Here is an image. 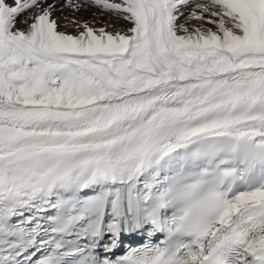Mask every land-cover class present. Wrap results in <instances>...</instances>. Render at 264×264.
Listing matches in <instances>:
<instances>
[{
  "label": "snow or ice",
  "instance_id": "6c2138e0",
  "mask_svg": "<svg viewBox=\"0 0 264 264\" xmlns=\"http://www.w3.org/2000/svg\"><path fill=\"white\" fill-rule=\"evenodd\" d=\"M64 3L0 0V264H264V0Z\"/></svg>",
  "mask_w": 264,
  "mask_h": 264
},
{
  "label": "rangeland",
  "instance_id": "374dc122",
  "mask_svg": "<svg viewBox=\"0 0 264 264\" xmlns=\"http://www.w3.org/2000/svg\"><path fill=\"white\" fill-rule=\"evenodd\" d=\"M91 11V12H93L94 13V16H96V17H98V18H100V19H98V18H96V17H82V16H80L79 14L81 13V12H83V11ZM68 13H69V17H68V19H72V18H74V19H76V20H79V21H81V22H87V23H90V24H92V25H94L95 27H100V26H102L103 24H115V23H117L116 21H113V20H111L109 17H107V16H104V15H102L99 11H97L96 9H94V8H90V7H87V9L85 8V7H81L80 9H79V11H73L72 9L70 10V8H69V10L67 11ZM78 15V16H77ZM105 19V20H104ZM107 19V20H106ZM109 20V21H108ZM112 21V22H111ZM62 22V21H61ZM114 22V23H113ZM65 23H66V19H65V21H63L62 23H61V29H67L69 32L71 31V33H73V34H75V28L73 27V26H68L67 28H65L64 27V25H65ZM188 23H189V25H191V24H193V23H195V21H188ZM118 27H125V25H123V24H118ZM60 29V30H61Z\"/></svg>",
  "mask_w": 264,
  "mask_h": 264
},
{
  "label": "bare ground",
  "instance_id": "6f19581e",
  "mask_svg": "<svg viewBox=\"0 0 264 264\" xmlns=\"http://www.w3.org/2000/svg\"><path fill=\"white\" fill-rule=\"evenodd\" d=\"M55 2H57L58 3V8H57V11L55 12V14H54V18H56L59 22H60V24L63 22V21H65V19L66 18H68L70 15H69V13L67 12L68 10H69V7H67L66 5H65V3H64V0H55ZM86 9H87V7H85ZM95 9V8H94ZM70 10H71V8H70ZM188 11L189 10H185V16H187V14H188ZM80 16H84V17H96V16H94V13L93 12H91V11H83V12H81L80 14H79ZM78 16V15H77ZM96 18H98V17H96ZM98 19H100V18H98ZM105 20V19H104ZM107 20V19H106ZM62 21V22H61ZM109 21V20H108ZM112 22V21H111ZM185 21H184V19L182 18L181 19V23H184ZM114 23V22H113ZM22 26V25H21ZM61 31H67L68 33H70V34H73V33H71V31L69 32L67 29H61Z\"/></svg>",
  "mask_w": 264,
  "mask_h": 264
}]
</instances>
